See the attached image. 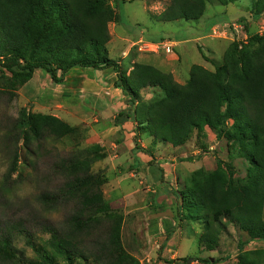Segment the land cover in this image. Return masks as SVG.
Wrapping results in <instances>:
<instances>
[{
    "label": "rangeland",
    "instance_id": "1",
    "mask_svg": "<svg viewBox=\"0 0 264 264\" xmlns=\"http://www.w3.org/2000/svg\"><path fill=\"white\" fill-rule=\"evenodd\" d=\"M117 1L106 0V5L114 9ZM169 2L124 0V22L108 23L107 55L117 63L121 75H128L134 63H144L171 73L177 83L184 84L192 65L213 72L214 63L222 64L232 43L246 42L264 26V15L253 16L246 0L225 6L208 2L197 21H156L153 17ZM234 24L241 28L236 31ZM117 76L111 68L99 72L74 68L63 84L57 85L41 69L23 80L0 66V235L4 225L18 220L35 232L30 222L34 217L63 226L71 204L45 212L35 199L41 192H54L63 185V179L55 174L59 159L76 150L95 152L93 146H98L105 157L92 165L91 172L101 175L105 202L122 216V246L139 264H237L240 255L264 264V241H249L232 224L224 222L212 250L199 242L204 224L192 190V180L225 163L233 165L234 179L245 180L250 164L240 156L249 145L235 137L216 139L208 128L191 131L181 146L153 143L148 126L137 124L136 118L164 93L159 88H145L131 102L114 86ZM120 112H128L135 126L125 123V128L116 127ZM28 114L55 116L76 131L62 139L46 138L40 141V150L28 155L23 142H17L14 128L16 121ZM31 147L34 149L33 143ZM13 151L20 159L18 168L3 179ZM23 160L28 162L26 168ZM47 238L36 234L39 243ZM13 244L22 256L35 258L23 237Z\"/></svg>",
    "mask_w": 264,
    "mask_h": 264
},
{
    "label": "trees",
    "instance_id": "2",
    "mask_svg": "<svg viewBox=\"0 0 264 264\" xmlns=\"http://www.w3.org/2000/svg\"><path fill=\"white\" fill-rule=\"evenodd\" d=\"M211 1L225 6L242 0H170L153 18L197 21ZM246 1L253 16L264 15V0ZM123 3L117 1L111 9L106 0H0V66L23 80L41 69L57 85L63 84L74 68L93 72L111 68L118 74L114 86L131 102L145 88H159L164 93L136 118L137 124L148 126L153 143L181 146L191 131L208 128L216 139L235 137L249 145L240 156L250 164L245 180L234 179L231 163L192 180L193 197L204 224L199 242L208 250L215 248L224 222L243 232L249 241H264V37L254 34L245 43H232L222 64L214 63L213 72L192 65L184 84L177 83L171 73L144 63H134L128 75H121L105 45L110 38L108 23L124 22ZM130 117L128 112H120L115 126ZM14 128L17 142H23L28 155L41 149L40 141L66 138L76 131L61 119L42 114L21 117ZM93 147L95 152L76 150L59 159L55 174L63 179V185L54 192L43 191L35 199L45 212L71 204L63 226L44 217L30 221L35 232L27 230L21 220L4 225L0 264H139L122 246V216L105 202L101 175L91 172L92 165L105 157L99 154L100 147ZM19 160L13 151L3 179L16 172ZM36 234L48 238L39 243ZM18 237L24 238L35 258L17 251L13 242ZM239 259L237 264H261L246 255Z\"/></svg>",
    "mask_w": 264,
    "mask_h": 264
},
{
    "label": "built area",
    "instance_id": "3",
    "mask_svg": "<svg viewBox=\"0 0 264 264\" xmlns=\"http://www.w3.org/2000/svg\"><path fill=\"white\" fill-rule=\"evenodd\" d=\"M236 31L241 28L240 25L238 24H234V27H233ZM258 36H261V37H264V26L261 25V31H259V33L257 34ZM246 39V38H245ZM241 43H245L241 40Z\"/></svg>",
    "mask_w": 264,
    "mask_h": 264
},
{
    "label": "crops",
    "instance_id": "4",
    "mask_svg": "<svg viewBox=\"0 0 264 264\" xmlns=\"http://www.w3.org/2000/svg\"><path fill=\"white\" fill-rule=\"evenodd\" d=\"M121 123H122V124H121V128H125V127H124V124H125V123L132 124L133 122L130 123V121L127 119V120L122 121ZM133 125L135 126L134 123H133Z\"/></svg>",
    "mask_w": 264,
    "mask_h": 264
},
{
    "label": "water",
    "instance_id": "5",
    "mask_svg": "<svg viewBox=\"0 0 264 264\" xmlns=\"http://www.w3.org/2000/svg\"><path fill=\"white\" fill-rule=\"evenodd\" d=\"M189 262H190V260H189Z\"/></svg>",
    "mask_w": 264,
    "mask_h": 264
}]
</instances>
